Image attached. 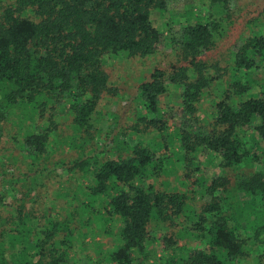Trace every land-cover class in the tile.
I'll list each match as a JSON object with an SVG mask.
<instances>
[{
	"label": "trees",
	"instance_id": "trees-1",
	"mask_svg": "<svg viewBox=\"0 0 264 264\" xmlns=\"http://www.w3.org/2000/svg\"><path fill=\"white\" fill-rule=\"evenodd\" d=\"M194 1L0 0V264H264V7Z\"/></svg>",
	"mask_w": 264,
	"mask_h": 264
},
{
	"label": "rangeland",
	"instance_id": "rangeland-1",
	"mask_svg": "<svg viewBox=\"0 0 264 264\" xmlns=\"http://www.w3.org/2000/svg\"><path fill=\"white\" fill-rule=\"evenodd\" d=\"M193 3H195L194 0H171V2L169 3V6H168V10L172 11L173 13L174 12H184V10H186L187 7L188 8L193 7ZM234 3H235L234 5H237V11L236 12L234 11L235 14L233 13V15H234L235 21H237V22L239 21L238 23H240L241 25L242 24L246 25L247 21L250 20L251 18H254L255 16H257L259 14V11L261 10V8L264 7V0H234ZM169 16H170V14L168 13V17ZM152 17H153V19H152L153 25L156 28L163 29L167 20H165V19L160 20L159 17L155 14ZM169 22H171L170 18H169ZM182 22L183 21H181L180 23H182ZM174 24L175 23H173V25ZM177 26L178 25H175V27H177ZM166 33H167V31H166ZM234 35H235V32H231V39L227 40L226 46L224 45L225 43L221 44L219 49H217V52H215V51L213 52V55L215 56V54H217V53H223L224 54L226 52L225 51L226 48L232 43V39H233ZM128 68H129V66L126 68V66L124 64H122V62H120V64L116 68H114L113 70L107 71L109 74L110 80H112L113 82H116L117 87L119 89H121V88L122 89H133L132 80H129V72L131 70ZM118 76L124 78V80L120 81ZM121 93H123V92L121 91ZM175 118H176V120H178L177 119L178 117H175ZM244 171L246 172L247 170H244ZM204 172H205L204 175L207 178L216 176L218 174V171L214 168L212 169V167H210V166H208ZM99 238L101 239L102 237H99ZM86 241L89 242L90 240L86 239Z\"/></svg>",
	"mask_w": 264,
	"mask_h": 264
}]
</instances>
